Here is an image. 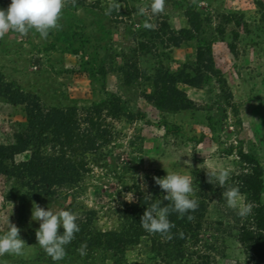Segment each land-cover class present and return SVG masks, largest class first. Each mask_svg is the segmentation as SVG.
I'll return each instance as SVG.
<instances>
[{"label":"rangeland","instance_id":"obj_1","mask_svg":"<svg viewBox=\"0 0 264 264\" xmlns=\"http://www.w3.org/2000/svg\"><path fill=\"white\" fill-rule=\"evenodd\" d=\"M151 2L65 0L46 39L0 38V233L9 216L26 245L0 264H264L242 241L258 234L257 203L264 210L253 188L260 171L264 183V0H165L155 14ZM54 113L67 128L33 125ZM217 164L230 173L222 187L208 182ZM169 171L193 177L199 206L149 233L139 219L156 200L171 204L153 179ZM231 186L247 216L226 206ZM33 203L77 214L62 260L36 244Z\"/></svg>","mask_w":264,"mask_h":264},{"label":"clouds","instance_id":"obj_2","mask_svg":"<svg viewBox=\"0 0 264 264\" xmlns=\"http://www.w3.org/2000/svg\"><path fill=\"white\" fill-rule=\"evenodd\" d=\"M164 3L165 0H152L150 4L152 13L162 11ZM64 6L65 0H10L6 8H0V38L9 31L23 35L29 30H34L41 39H46L51 30H59L62 27L59 20ZM140 11L142 13L144 9ZM144 26L151 27L147 22ZM188 151L191 153L190 148ZM229 176L228 168L220 164L212 165L211 170L207 172L208 182L215 180L221 187L228 182ZM153 179L155 184L166 193L164 200L171 201V204L162 205L160 200H156L145 209L139 222L141 227L149 233L167 234L174 227L169 220L171 212L184 217L186 213L194 211L199 206L193 196V177L181 171H169L164 177H153ZM222 196L226 206L236 210L239 216L244 217L251 212L252 205L245 201L238 186L227 188ZM8 217L7 229L0 233V256L5 253L20 255L26 245L20 238V229L10 223ZM31 218L39 221V228L35 232L36 244L53 261L62 260L66 255L65 246L74 239V234L79 232V226L76 223L77 214L70 209L54 212L48 207L45 210L33 203ZM187 219L191 220L192 216L187 215ZM58 228L62 229L60 234H58ZM86 248L87 245L82 242L77 251L84 256Z\"/></svg>","mask_w":264,"mask_h":264},{"label":"trees","instance_id":"obj_3","mask_svg":"<svg viewBox=\"0 0 264 264\" xmlns=\"http://www.w3.org/2000/svg\"><path fill=\"white\" fill-rule=\"evenodd\" d=\"M169 78H171L173 80L172 76H169ZM182 82L189 83L187 81H182ZM175 95H178V91L175 93ZM14 102H16V101H14ZM172 103H174V102H172ZM172 103H170V104H172ZM170 104H169V106L172 107V105H170ZM158 106L159 107L163 106V102L158 103ZM33 125H35V127L40 128V129H42L44 126H51V127H54L58 130H64L68 126L67 120L62 115V113H54L51 115L49 114V115L44 117L43 122H40L39 120H34ZM248 160H250V159L248 158ZM56 161H57V159H56ZM26 168H27V171L31 175L39 178V183H46L47 177H45V169H46L45 165L39 164L37 161L31 160L29 163H27ZM73 170L74 169H72V172H74ZM68 172H69L68 170H66V171L61 170V172L57 173L56 176L59 177L58 182H60L62 179L67 181V179L69 177L66 174H69ZM261 176L262 175H261V171H260V173L256 175L255 182L253 183L255 195H259L260 192L262 190H264V183L261 179ZM257 205H258V207L256 209L257 212H256L255 228L258 231L257 232L258 234H253V233L249 232V233L244 235V238L242 239V241H249L251 243V246L253 249V255L259 261H264V210L261 208V206L258 203H257ZM171 213L174 215H178L175 212H171ZM172 220H174V219H172ZM110 237L116 238L117 236L115 234H110ZM128 237H129V239H128ZM131 240L132 239H131L130 235L127 237L118 236V241H120L119 244L120 243L121 244L122 243H130Z\"/></svg>","mask_w":264,"mask_h":264}]
</instances>
